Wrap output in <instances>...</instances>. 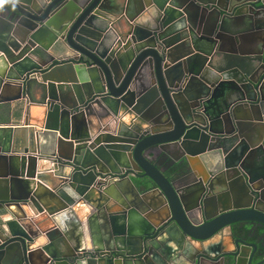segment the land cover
<instances>
[{
  "label": "water",
  "instance_id": "95a60500",
  "mask_svg": "<svg viewBox=\"0 0 264 264\" xmlns=\"http://www.w3.org/2000/svg\"><path fill=\"white\" fill-rule=\"evenodd\" d=\"M118 1L0 0V264H264V0Z\"/></svg>",
  "mask_w": 264,
  "mask_h": 264
},
{
  "label": "crops",
  "instance_id": "0c3cea01",
  "mask_svg": "<svg viewBox=\"0 0 264 264\" xmlns=\"http://www.w3.org/2000/svg\"><path fill=\"white\" fill-rule=\"evenodd\" d=\"M119 4L122 3V0L118 1ZM225 5V3H224ZM126 26H123V30L126 31ZM240 43V42H239ZM253 42L250 41H241L240 43V49H244L247 50L252 46ZM64 90H68L67 86H63ZM12 89L8 90V93L6 94L8 98H11L12 96H14L17 93L18 87L17 85H13L11 86ZM40 92L34 88L32 89V96H34V98H36L37 100L40 99L39 97ZM26 106H27V114L24 115V113L27 111L26 110ZM25 109V111H24ZM44 106H40V105H29L26 101H11V102H7L4 104L0 105V125H18L21 124L22 122H27L28 124L34 125L36 128H38V126H42L43 124V113H44ZM102 114V113H101ZM90 120L92 122V124L94 126H98V124L100 125H104L107 121H109V119L104 118L102 120V122H99L95 117H90ZM93 126V127H94ZM95 131V129H94ZM51 165V164H49ZM50 167H40V169H49ZM52 171L46 172L44 174H50ZM178 176H181L178 173ZM132 178V176H131ZM53 179V178H52ZM132 182L134 184H136V182L138 181L137 179H135L134 177L131 179ZM112 213L115 212V210L111 211ZM28 217H31V221L27 222V225L30 226L32 229H38L39 231H43V230H47L48 228H51V221L49 219L46 218L45 214H38V215H33L32 213H30L28 215ZM98 225L102 224V222L100 220H98ZM122 221L118 222V225H121ZM163 240V239H162ZM258 241V240H255ZM210 243H212L211 245L219 247L218 249L219 252L222 253H226L228 251H232L234 248L233 245V241L229 236L228 231H226L224 233V235H220L217 236L216 238H214L213 240L210 241ZM164 244L166 245V248H170L171 244H167L164 241Z\"/></svg>",
  "mask_w": 264,
  "mask_h": 264
},
{
  "label": "flooded vegetation",
  "instance_id": "af4514ba",
  "mask_svg": "<svg viewBox=\"0 0 264 264\" xmlns=\"http://www.w3.org/2000/svg\"><path fill=\"white\" fill-rule=\"evenodd\" d=\"M252 240H254V241H255V239H253V238H252ZM223 254H224V253H221V252H220V255H221V256H222Z\"/></svg>",
  "mask_w": 264,
  "mask_h": 264
},
{
  "label": "built area",
  "instance_id": "2783aa9c",
  "mask_svg": "<svg viewBox=\"0 0 264 264\" xmlns=\"http://www.w3.org/2000/svg\"><path fill=\"white\" fill-rule=\"evenodd\" d=\"M113 177V176H112ZM116 177V176H115ZM106 178H111V177H109V176H107Z\"/></svg>",
  "mask_w": 264,
  "mask_h": 264
}]
</instances>
